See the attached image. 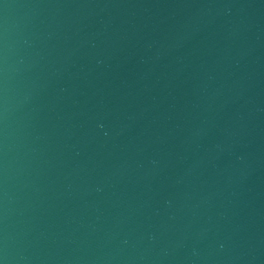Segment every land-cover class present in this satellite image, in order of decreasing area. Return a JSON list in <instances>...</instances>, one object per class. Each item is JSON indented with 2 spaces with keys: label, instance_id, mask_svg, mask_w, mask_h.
Here are the masks:
<instances>
[{
  "label": "water",
  "instance_id": "1",
  "mask_svg": "<svg viewBox=\"0 0 264 264\" xmlns=\"http://www.w3.org/2000/svg\"><path fill=\"white\" fill-rule=\"evenodd\" d=\"M0 264H264V0H0Z\"/></svg>",
  "mask_w": 264,
  "mask_h": 264
}]
</instances>
